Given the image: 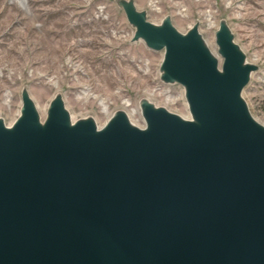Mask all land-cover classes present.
Returning a JSON list of instances; mask_svg holds the SVG:
<instances>
[{
  "label": "water",
  "instance_id": "obj_1",
  "mask_svg": "<svg viewBox=\"0 0 264 264\" xmlns=\"http://www.w3.org/2000/svg\"><path fill=\"white\" fill-rule=\"evenodd\" d=\"M117 4L189 118L140 99L142 127L122 110L97 127L56 93L40 120L21 89L0 118V264H264V125L241 96L255 65L224 21L216 57L196 23Z\"/></svg>",
  "mask_w": 264,
  "mask_h": 264
},
{
  "label": "rangeland",
  "instance_id": "obj_2",
  "mask_svg": "<svg viewBox=\"0 0 264 264\" xmlns=\"http://www.w3.org/2000/svg\"><path fill=\"white\" fill-rule=\"evenodd\" d=\"M158 24L168 16L185 32L193 23L216 53L214 31L224 21L246 62L255 65L241 96L264 125V0H131ZM134 28L117 0H0V118L10 125L20 91L40 120L57 93L70 120L90 117L101 127L116 110L144 125L138 101L146 99L189 118L183 88L159 79L162 50L131 40Z\"/></svg>",
  "mask_w": 264,
  "mask_h": 264
},
{
  "label": "bare ground",
  "instance_id": "obj_3",
  "mask_svg": "<svg viewBox=\"0 0 264 264\" xmlns=\"http://www.w3.org/2000/svg\"><path fill=\"white\" fill-rule=\"evenodd\" d=\"M210 52H211L212 54L216 55L215 52L213 51V49H210ZM216 57H217V55H216Z\"/></svg>",
  "mask_w": 264,
  "mask_h": 264
}]
</instances>
